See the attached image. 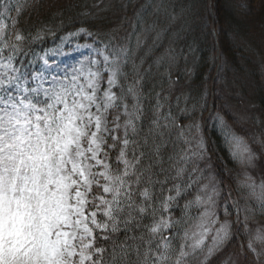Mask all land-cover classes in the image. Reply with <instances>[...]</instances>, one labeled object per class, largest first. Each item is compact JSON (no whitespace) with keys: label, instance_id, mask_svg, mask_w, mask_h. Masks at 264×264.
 <instances>
[{"label":"snow or ice","instance_id":"obj_1","mask_svg":"<svg viewBox=\"0 0 264 264\" xmlns=\"http://www.w3.org/2000/svg\"><path fill=\"white\" fill-rule=\"evenodd\" d=\"M27 7L0 0V264H264L260 156L210 90L181 85L195 5L120 0L118 23L67 33L39 70L46 29L17 28ZM65 48L90 51L62 66ZM251 141L264 152V130ZM214 145L238 172L217 169Z\"/></svg>","mask_w":264,"mask_h":264},{"label":"trees","instance_id":"obj_2","mask_svg":"<svg viewBox=\"0 0 264 264\" xmlns=\"http://www.w3.org/2000/svg\"><path fill=\"white\" fill-rule=\"evenodd\" d=\"M25 2L28 7L19 17L17 28L25 35H35L41 28L46 29L42 33V39L30 45V54L55 45L61 36L81 26L106 32L110 26L118 23L117 16L120 14V0H26L23 3ZM175 2L181 4L184 0ZM190 3L195 5L196 21L187 42L192 43L196 51L188 57L187 65L183 59L180 60L181 85L190 83L193 95L211 91L209 99L211 103L212 98H215L216 111L240 135L248 139L260 156L256 161V173L259 175L264 170V152L257 144L252 143L251 134H259L264 130V123H257V118L264 121V4L258 0H236L234 6L228 5L225 0H190ZM206 3L210 4V17L218 27L217 32L211 30L206 23ZM95 5H99V8ZM88 11L92 14L82 15ZM15 15L13 12L14 17ZM173 38L172 35L162 37L165 47ZM160 54L153 52L146 57L144 67H148ZM139 55L144 56V52L141 51ZM216 57L219 60L214 62ZM221 62L222 67L218 70ZM166 67L167 63L164 65ZM164 68L160 71L163 72ZM155 71L156 66L153 65V72ZM173 71L175 72V67ZM185 71L192 73L190 80L184 76ZM218 79L220 82L217 83ZM163 87L167 89V84ZM208 116L209 113L204 112V117ZM238 116L246 117L245 122ZM206 131L210 143L217 140L210 128ZM214 148L217 169L225 175L227 169H232L235 174L236 166L227 159L223 149L218 145H214Z\"/></svg>","mask_w":264,"mask_h":264},{"label":"rangeland","instance_id":"obj_3","mask_svg":"<svg viewBox=\"0 0 264 264\" xmlns=\"http://www.w3.org/2000/svg\"><path fill=\"white\" fill-rule=\"evenodd\" d=\"M24 1H26V0H19V2L20 3H23ZM200 1V0H199ZM226 1V3L228 4V5H230V6H234V3L236 2V0H225ZM259 2H260V0H258ZM15 2H17V0H14V3ZM242 4H243V1H242ZM245 4V3H244ZM243 4V5H244ZM200 4H199V2H198V6H199ZM209 5L210 4H208V3H206V6H205V11H206V13H207V15H206V17H207V20H206V23L210 26V29L211 30H213L214 29V31L215 32H217V29H218V27L216 26V23L215 22H213V20H212V17H210L209 15H208V13L210 12V10H209ZM242 5V6H243ZM197 6V5H196ZM12 15H13V13H12ZM8 23H9V25L11 26V24H10V21H8ZM197 23V22H196ZM225 26H227V25H225ZM77 29H75V30H73V31H70V32H75ZM69 33V32H68ZM65 35H67V33L66 34H64L63 36H65ZM62 37V36H61ZM78 41H79V43H81V44H83V43H91L92 41H91V39H88V38H86V37H84L83 35H81L79 38H78ZM74 43H75V41H74ZM60 44V39L58 40V42L55 44V45H53V46H51V47H49V48H47V49H44V50H42V51H40V52H37V53H33V54H30L29 53V57H30V59H32L33 60V62H34V68L36 69V70H39L40 69V67H41V65H42V61L39 59V57H41V56H43L44 55V53L46 52V51H48L49 49H53V48H56L58 45ZM69 51H72V49H70V48H65V49H63L62 51H61V55H59V56H57V58H56V60H57V62L58 63H60L62 66L64 65V64H67V63H72L75 59H76V56H78V55H80L81 53H83V54H85V55H87L88 54V52L90 51V50H88V49H82V50H80V52H76L74 55H71V56H69V55H66L65 53L66 52H69ZM163 51V50H162ZM221 67H222V62H221V64H219L218 65V67H217V69L218 70H220L221 69ZM218 82H220V80L218 79V81H217V83ZM213 115H215L216 114V111H213V113H212ZM221 114V113H220ZM239 118H241V119H243V121L245 122V120H246V117H241V116H238ZM226 119V118H225ZM228 122V121H227ZM212 123V121L211 120H209V125ZM229 123V122H228ZM229 125H231L230 123H229ZM246 138V137H245ZM247 139V138H246ZM248 140V139H247ZM259 146V145H258ZM264 154V153H263ZM258 167H255V168H251V169H249V171L255 176V178H256V180H257V182H259V180L261 179V174H259L258 175V173H256L257 171H258V169H257ZM236 170H237V172L239 171V168H237L236 167ZM237 242L239 243V238H237ZM235 249H236V246H234V247H229L228 248V252L229 253H231V252H233V251H235ZM234 259H235V257H234Z\"/></svg>","mask_w":264,"mask_h":264}]
</instances>
